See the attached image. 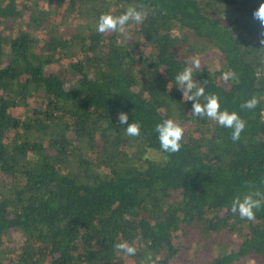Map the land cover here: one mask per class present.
I'll return each mask as SVG.
<instances>
[{"label":"trees","instance_id":"trees-1","mask_svg":"<svg viewBox=\"0 0 264 264\" xmlns=\"http://www.w3.org/2000/svg\"><path fill=\"white\" fill-rule=\"evenodd\" d=\"M26 1L0 0V264H264V207L231 212L249 185L264 192V0H67L57 36L45 23L64 0L25 17ZM130 5L146 17L127 37L96 30ZM198 50L193 78L246 121L238 141L175 85ZM168 118L184 128L177 153L155 131Z\"/></svg>","mask_w":264,"mask_h":264},{"label":"clouds","instance_id":"clouds-1","mask_svg":"<svg viewBox=\"0 0 264 264\" xmlns=\"http://www.w3.org/2000/svg\"><path fill=\"white\" fill-rule=\"evenodd\" d=\"M146 12L138 10L136 6H128L127 9L120 15L104 13L100 15L96 30L101 34L119 33L127 37L126 25L129 22L140 24L144 21ZM253 19L256 20L260 27L259 40L260 44L264 45V3L253 12ZM187 66L179 72L175 77V85L182 92L184 101H192L191 113L197 117H207L216 121L220 126L232 129L231 139L235 142L240 139L241 132L246 127V121L240 115L233 111H221L219 97L215 94L205 96V88L203 83H197L193 78L194 71L201 66V61L197 57H191L187 62ZM224 81L236 80V73L232 70L225 71L222 74ZM205 102L201 103V98ZM260 100L253 96L246 102L240 105L241 109H254ZM128 114L121 111L118 114L120 125L126 126V134L130 137L140 136L141 127L138 122H128ZM155 131L158 133L160 148L166 153H177L181 148V140L184 136V128L174 119L168 118L158 123L155 126ZM250 190L243 196H236L231 203V212L238 213L241 219L254 221L255 212L264 207V192L256 189L254 185H249ZM117 252L128 256H134L137 253V248L127 242L121 241L114 245ZM141 264H154L151 257H147Z\"/></svg>","mask_w":264,"mask_h":264},{"label":"rangeland","instance_id":"rangeland-1","mask_svg":"<svg viewBox=\"0 0 264 264\" xmlns=\"http://www.w3.org/2000/svg\"><path fill=\"white\" fill-rule=\"evenodd\" d=\"M18 1H20V0H18ZM66 4H67V0H64V3L56 9V11L57 10L58 11L54 16L55 18L54 17L50 18V20H52V22L47 21L45 23V24L49 25V27H50V35L51 36H57L58 28H55L56 25H54V24H55V21L59 22V20L63 18V16H64L63 15V8L66 6ZM45 7H46V9L49 8V6H48V4H46V2H40V0H34V1L33 0H27L24 3L25 17H27L28 13L38 14V12L41 11L43 8L45 9ZM31 30H33V32L35 34H37L40 38H45V36H46V31L41 30L38 27H34L31 25ZM207 54L208 53H206L205 51L202 52V51L198 50L196 52V54H194V55H195V57L199 58L201 62H204ZM212 66H215L214 60L212 62ZM146 154H147V157L151 158V159H158L160 157V155L153 150H148ZM18 236H19L18 233H15L13 235V237H15L16 240H18V238H17ZM125 264H131V263H130V261H126Z\"/></svg>","mask_w":264,"mask_h":264},{"label":"built area","instance_id":"built-area-1","mask_svg":"<svg viewBox=\"0 0 264 264\" xmlns=\"http://www.w3.org/2000/svg\"><path fill=\"white\" fill-rule=\"evenodd\" d=\"M263 117H264V112H263Z\"/></svg>","mask_w":264,"mask_h":264}]
</instances>
